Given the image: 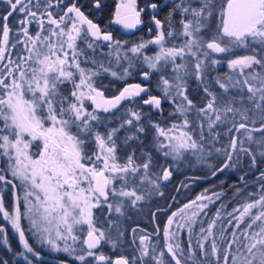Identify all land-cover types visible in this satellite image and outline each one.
<instances>
[{
	"label": "snow or ice",
	"instance_id": "snow-or-ice-1",
	"mask_svg": "<svg viewBox=\"0 0 264 264\" xmlns=\"http://www.w3.org/2000/svg\"><path fill=\"white\" fill-rule=\"evenodd\" d=\"M83 8L0 0V220L22 247L0 226V264H43L26 232L72 264H264V0H118L105 27ZM145 18L148 39L110 29ZM185 164L231 173L234 203L205 189L160 247L129 221Z\"/></svg>",
	"mask_w": 264,
	"mask_h": 264
},
{
	"label": "flooded vegetation",
	"instance_id": "flooded-vegetation-1",
	"mask_svg": "<svg viewBox=\"0 0 264 264\" xmlns=\"http://www.w3.org/2000/svg\"><path fill=\"white\" fill-rule=\"evenodd\" d=\"M80 2L84 5L83 10L86 14L89 15L95 22H98L102 27L109 26V21L114 13L115 6L118 3L117 0H102V9L95 10L91 7L92 0H80ZM141 6L144 3V0H139ZM2 12V9H0ZM163 13H161V17ZM145 25L141 26V28L137 29L135 32H126L121 29L119 26L111 25L110 29L114 33L117 39L121 40H138L140 38L148 39L150 34L147 31V18H145ZM221 72H226V66L219 69ZM132 83L141 82L140 77H135L130 80ZM147 83V82H145ZM146 107V106H145ZM167 104H165V108L167 109ZM198 177L195 182H193L190 177ZM231 173H221L218 176L213 177L210 174L209 169L203 168L201 170L200 165H196L194 167H189L186 164L180 167L178 170L174 171L173 179L170 183H168L165 187H163V191L165 193L163 198L157 197V200L160 202H164V204L160 207H164L168 212H173L174 210L181 207L184 203L189 202L194 199L196 195L200 193L201 186H222L230 184ZM181 185H187V187H182ZM179 188V191L176 189ZM233 197V196H231ZM230 199V196H224L222 199L226 201ZM230 207V206H229ZM228 207V208H229ZM157 208V207H156ZM160 209V208H157ZM157 209L155 211H157ZM161 211V210H160ZM160 211L157 214V223L159 227L163 228V223L165 222V217L169 214H162L159 216ZM151 225H154V221H150ZM147 229L154 231V229L149 227ZM157 228V227H156Z\"/></svg>",
	"mask_w": 264,
	"mask_h": 264
},
{
	"label": "rangeland",
	"instance_id": "rangeland-1",
	"mask_svg": "<svg viewBox=\"0 0 264 264\" xmlns=\"http://www.w3.org/2000/svg\"><path fill=\"white\" fill-rule=\"evenodd\" d=\"M117 2H118V0H117ZM200 167H201V166H200ZM215 186H216V185H215ZM205 189H208V190H209V193H211L212 191H219L221 188H220V186H216V189H215V188H212V187H210V186H209V187L202 186V187H200V190H201L200 193L203 192ZM200 193H199V194H200ZM21 195H22V193H21ZM230 200L233 201V197H231L228 201H227V200L225 201V203L228 204V207L230 206V204H232V205L227 209L228 211L231 210V208H232V206H233V203H234V201H233V203H230V202H229ZM217 203L219 204V202H217ZM163 204H164V202H160V201H158L157 198H156V199L153 200L150 204L146 205V206L144 207L143 212L140 213V214H137V215L135 216L134 220L129 221V224H130L131 226H133V227L137 226V224H138L141 228L145 229L147 232H149V233H155L156 227L159 226V225H158V223H157V218H156V220L154 221V225H151L150 221L153 220V219H152V216H151V213H152V212H157V211H155V210H156L157 208H160V210H161L160 213H159V214H160V215H159L160 217H161L162 214H163V215H164V214H168V213H169L168 215L171 214V212H168V210H166L164 207H160V206H162ZM184 204H185V203H184ZM156 207H157V208H156ZM215 207H216V206H213V211L215 210ZM176 210H177V209H176ZM176 210H174V211H176ZM157 214H158V212H157ZM168 215H167V216H168ZM167 216L165 217V222L163 223V226H164V224L166 223ZM143 224H144V225H148L150 228L152 227L153 229H154V227H155V230H154V231H151V230L147 229V226H144ZM23 226L25 227V229H27V227H28L27 221H23ZM160 229H161V228H160ZM14 233H15V232H14ZM28 233L31 235L30 232H26V235H28ZM15 235L17 236L16 233H15ZM17 238H18V236H17ZM31 238H32V237H31ZM180 239H181V241L183 242V244H184V246H185V248H186V247H187V242H188L187 234H186V233H182ZM152 240H153L154 243H158V246L162 247V245H163L162 229H161V232H160V235H159V236L153 234V236H152ZM30 243L33 244V245H35L40 251H43V252L47 253L48 255L55 257V258H53L54 260H56V262H54V263L59 264L60 260L62 259V260H66V261H68V264H72L71 259H70L69 257L65 256L64 254H50V253L47 251V249H43V248L41 247V245L39 244V242H38L37 240H35L34 238H32V242L30 241ZM193 243H194V241H193ZM18 248H19V251H22V247H21L20 244H19V240H18ZM105 251L107 252L108 249H105ZM113 255H115V254L113 253Z\"/></svg>",
	"mask_w": 264,
	"mask_h": 264
},
{
	"label": "trees",
	"instance_id": "trees-1",
	"mask_svg": "<svg viewBox=\"0 0 264 264\" xmlns=\"http://www.w3.org/2000/svg\"><path fill=\"white\" fill-rule=\"evenodd\" d=\"M254 177L252 178V181H254ZM252 181H250V185L254 188L255 187V185L252 183ZM230 182V184H228V185H223L224 186V190H225V192H226V195L225 196H230V198H231V196H233V190H232V185H233V183H234V177L233 176H231V180L229 181ZM202 187V186H201ZM205 187H208V186H205ZM210 187H212V188H215L216 189V186H210ZM220 188H221V186H220ZM229 199L227 198V201H228ZM231 201V200H230ZM229 201V202H230ZM225 202V201H224ZM232 203H233V201H231ZM232 204H230V206H231ZM144 225V224H143ZM0 226H5L6 228H7V231H8V239H9V244H10V246L14 249V250H16V251H19V248H18V238H17V236L15 235V233H14V231H12L11 230V228H10V225H7L6 224V222H4V221H2V220H0ZM28 237H29V240L32 242V238H31V235L28 233V235H27ZM34 247H36L35 245H33ZM37 248V247H36ZM38 249V248H37ZM39 250V249H38ZM41 254L45 257V258H48V259H52V260H54L53 258H55V257H53V256H50V255H48L47 253H45V252H43V251H41ZM0 256H5V257H7V256H11V253H7L6 252V250H5V248L3 247V245H0ZM21 264H22V262H21ZM37 264H39V262H37ZM43 264H57V263H49V262H44L43 261Z\"/></svg>",
	"mask_w": 264,
	"mask_h": 264
},
{
	"label": "water",
	"instance_id": "water-1",
	"mask_svg": "<svg viewBox=\"0 0 264 264\" xmlns=\"http://www.w3.org/2000/svg\"><path fill=\"white\" fill-rule=\"evenodd\" d=\"M44 262L54 263L56 261L55 260H52V259L45 258L44 259Z\"/></svg>",
	"mask_w": 264,
	"mask_h": 264
}]
</instances>
